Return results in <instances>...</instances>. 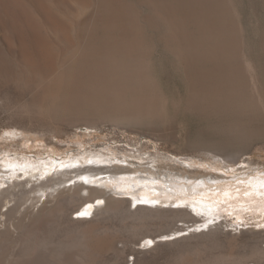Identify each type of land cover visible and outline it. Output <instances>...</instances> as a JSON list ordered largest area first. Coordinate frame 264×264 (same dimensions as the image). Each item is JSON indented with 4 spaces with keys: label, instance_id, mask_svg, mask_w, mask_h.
<instances>
[{
    "label": "bare ground",
    "instance_id": "obj_1",
    "mask_svg": "<svg viewBox=\"0 0 264 264\" xmlns=\"http://www.w3.org/2000/svg\"><path fill=\"white\" fill-rule=\"evenodd\" d=\"M84 1L0 0V66L17 91L16 99L6 100L13 115L27 120L29 125L38 123L44 130L54 132L64 125L84 124L95 128L112 122L132 128L161 119L166 114L168 101L155 76L152 59L163 50L179 60L190 80L189 108L204 114L228 112L258 121L264 117V81L257 75L255 65L243 58L238 27L241 23L234 18L231 1ZM61 4L69 10L76 9L77 15L66 14ZM142 8L148 9V13H143ZM81 14L87 16L85 20ZM79 17L84 20V28ZM189 17L198 22L200 29L196 32H201L200 36L190 31L188 24L192 19ZM26 29L30 32L31 44L42 54L38 60L41 63L25 42ZM50 43L55 44L57 52L53 53ZM205 59L214 65L208 71L204 68ZM218 62L224 63L218 66ZM229 149L233 151L226 154L232 160L245 153L236 144L206 150L223 155L221 152ZM18 162L7 159L0 166V189L4 186L0 190V209L6 207L4 212L0 211L4 218L0 219L4 225L0 229V244L9 241L16 232L20 238L16 245L21 252L12 256L9 264H91L87 254L70 252L78 244L74 238L62 241L56 236L63 232V222L66 228L75 226L80 230L88 220L75 219L72 215L97 200L105 201L106 210L123 214L125 219L135 215L141 222L173 223L195 217L182 208L139 207L133 211L127 206L128 199L110 195L102 188L89 187L78 179L68 186L66 183L74 180L70 174L79 170L73 168L75 165H59L49 175L36 176L34 172L16 175ZM49 190L58 193L53 206L45 210L44 203L45 206L34 212L30 211L31 206L24 207L31 193L44 191L46 197L54 196ZM68 190L72 193L59 196ZM17 213L20 217L15 222ZM77 232L82 236L87 233ZM149 234L142 235L143 239L150 238ZM201 234L214 235V230ZM252 254L264 256V247L256 246Z\"/></svg>",
    "mask_w": 264,
    "mask_h": 264
},
{
    "label": "rangeland",
    "instance_id": "obj_2",
    "mask_svg": "<svg viewBox=\"0 0 264 264\" xmlns=\"http://www.w3.org/2000/svg\"><path fill=\"white\" fill-rule=\"evenodd\" d=\"M86 1L88 0L84 2ZM229 1L236 14L234 18L238 19L237 23H241L238 27L241 47H244L243 58L255 65L257 75L264 81V0ZM63 6L61 4V8ZM63 8L66 14L74 17L77 15L75 7L74 11ZM142 10L143 13H148V9ZM86 15L88 16L87 13ZM87 16L81 14L80 17L85 20ZM80 17L79 21L82 20L81 26L84 28L86 25ZM188 27L198 34L200 28L197 21L192 19ZM27 31L24 35L25 42L31 48L33 57H38V61L42 54L31 44L30 32ZM200 34L201 32L197 37ZM74 38L76 39L75 36ZM52 43L50 45L55 53L57 48ZM159 52L161 53L154 54L152 62L155 76L167 97L166 114L161 119L132 128L106 122L95 128L84 124L64 125L59 133L44 130L38 123L29 125L27 120L13 115L7 107L6 100L16 99L18 96L14 85L10 83V76L0 66V166L7 159L17 160L18 164L14 166L20 172L17 171L16 175L34 172L36 176H41L51 174L59 165H75L73 168L77 167L80 172L78 170L70 174L74 175V180L68 181V186L77 179L82 180L89 187L102 188L110 195L128 199L127 206L133 211L139 207L182 208L195 216L194 219L176 220L173 223L165 220L141 222L135 215L125 219L123 214L106 210L103 199L97 200L103 203H87L86 207L72 215L75 219L86 218L88 221L82 225L85 228H66V223L63 222V232H59L56 239L69 241L68 238H74L78 244L70 252L87 254L91 264H264V256L252 254L256 246L264 247V212L258 207L245 211L242 207L244 198L242 195L239 199L235 198L234 191L231 200H226L222 195L229 186L233 190L236 187L243 190L244 186L237 185L236 181L264 168V117L258 121L257 118L246 119L247 117H238L228 112L204 114V111L189 108L187 101L191 84L184 68L180 67L181 64L174 55L163 50ZM219 63L218 66H221L224 62ZM203 64L206 71L214 66L207 59ZM239 121L244 125L249 123L243 128ZM24 125L28 130L22 127ZM14 133L18 134L12 135ZM232 144L245 151L237 160L229 159L226 154L232 152V149L224 150L221 152L223 155L206 150L216 147L224 149ZM225 166L234 172L226 174ZM84 176L87 181L83 179ZM33 184L28 185L29 188ZM20 189L21 187L18 188ZM53 193L54 196L47 197L44 191L31 193L24 207L31 206L30 211L34 212L46 205L47 210V206L55 204L54 199L58 193ZM69 193L72 191H63L59 196ZM146 200L147 202H142ZM201 200L205 207L201 206ZM218 201L222 202L219 209ZM5 208L0 211L4 212ZM16 215L13 220L15 222L20 217L19 213ZM0 219H4L2 215ZM1 221L0 229L4 228ZM205 224L207 227H204ZM210 229L214 230V235L201 234ZM85 230L87 233H84L83 238L82 233L77 231L86 232ZM146 233H151V237L143 239L142 235ZM16 234L17 232L11 234L9 241L0 244L1 264H9L11 257L21 252L16 245L20 239ZM162 238L172 240L163 241Z\"/></svg>",
    "mask_w": 264,
    "mask_h": 264
},
{
    "label": "snow or ice",
    "instance_id": "obj_3",
    "mask_svg": "<svg viewBox=\"0 0 264 264\" xmlns=\"http://www.w3.org/2000/svg\"><path fill=\"white\" fill-rule=\"evenodd\" d=\"M94 161H89V163H93ZM229 171H233L232 169H228L225 166V173L227 174ZM87 181V178H83ZM237 185H243V190L240 187H236L234 190L229 186L224 190L222 195L226 200H231L233 198V191L235 192V198L239 199L242 195L244 198V204L242 207L245 211H252L255 207H258L261 212H264V168H259L255 171V173L251 176H248L245 179H239L236 181ZM259 198V199H257ZM147 202V201H142ZM97 203H103L102 201H97ZM201 206L203 205L202 200L200 201ZM222 202H217V209H219V204ZM211 210V209H209ZM79 215H86V213H79ZM211 221H209L210 223ZM243 223V221H240ZM207 227V224L204 225ZM151 243V242H149Z\"/></svg>",
    "mask_w": 264,
    "mask_h": 264
}]
</instances>
